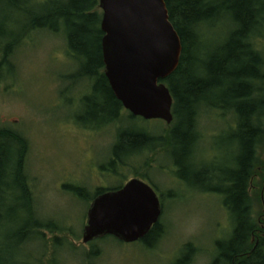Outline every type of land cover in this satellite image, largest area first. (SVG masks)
I'll use <instances>...</instances> for the list:
<instances>
[{"label": "rangeland", "instance_id": "1", "mask_svg": "<svg viewBox=\"0 0 264 264\" xmlns=\"http://www.w3.org/2000/svg\"><path fill=\"white\" fill-rule=\"evenodd\" d=\"M7 11L0 13V130L26 138L25 168L35 181L32 189L40 213L54 228L67 230L58 234L43 230L46 243L41 251L39 245L28 239L22 247L25 252H17L10 239L16 229L12 211L15 206L10 203L0 223V245L6 264H35L45 251L42 263L50 264L46 258L51 255L53 238L67 240L74 249L66 246L61 250L62 264H84L75 248H81L87 199L97 189L124 186L133 178L163 195L162 237L147 249L140 243L122 244L107 236L100 243L104 256L95 264H174L192 252L191 264H212L220 252L218 244L224 245L234 223L223 207L222 195L210 192L205 178H197L193 172H199V164L210 166L211 160L217 167L227 166L230 152L236 151V144L230 143V116L200 113L199 128H203L205 139L200 144L199 156L193 157L198 167L191 175L187 166L181 169L176 165L177 160H184L180 149L175 151L162 144L148 148L127 144L115 160L114 149L119 143L113 142L119 141L121 134L150 131L157 136L169 132L173 125L131 118L119 107L117 119L112 122L113 100L110 98V106L106 105L104 96L94 92L100 81L69 78L82 70L84 62L69 54L63 23H48L50 27L57 25L56 34L51 29H30V17L14 9ZM258 49L264 50V44L260 43ZM101 85L103 82L99 91ZM105 105L106 109H102ZM92 124L98 133L91 137ZM259 158L264 162V142ZM263 162L258 164V175L250 188L252 215L258 226L264 224ZM12 193L13 190L7 192ZM188 244L192 247L186 253Z\"/></svg>", "mask_w": 264, "mask_h": 264}, {"label": "trees", "instance_id": "2", "mask_svg": "<svg viewBox=\"0 0 264 264\" xmlns=\"http://www.w3.org/2000/svg\"><path fill=\"white\" fill-rule=\"evenodd\" d=\"M165 3L169 20L181 39L182 53L178 68L164 80L173 99V126L162 146L180 149L184 160H177L176 165L181 169L187 166L191 175L198 167L190 152L193 142L205 139L203 128H199L200 113L210 111L221 118L230 116V143L236 144V151L230 152L227 166L217 167L211 160L210 166H199V172H193V176L205 178L210 192L222 195L223 207L234 223L224 245L218 244L220 252L212 264H264V228L253 218L250 195L258 164L263 162L259 151L264 142V50L258 49V45L264 44V0H165ZM11 9L31 18L30 29H51L56 34L57 25L50 27L48 23L55 25L59 20L63 23L69 54L84 62L82 70L69 78H97L100 84L103 82L100 91L99 84L94 92L104 96L106 105L110 106V98L113 100L111 121H116L117 109L123 106L114 97L103 73L99 0H0L1 14ZM127 144L152 145L137 133L121 134L114 149L115 160ZM27 151L24 138L0 130V223L9 204H14L16 229L10 239L16 245L15 251L23 253L28 239L41 249L46 243L43 230L57 234L67 230L54 228L42 217L32 189L35 181L25 168ZM11 190L13 193L7 194ZM158 233L156 225L146 242ZM191 247L189 244L185 247L186 253ZM1 249L0 245V264H6ZM192 254L175 264H188ZM35 264H43L42 259Z\"/></svg>", "mask_w": 264, "mask_h": 264}, {"label": "water", "instance_id": "3", "mask_svg": "<svg viewBox=\"0 0 264 264\" xmlns=\"http://www.w3.org/2000/svg\"><path fill=\"white\" fill-rule=\"evenodd\" d=\"M99 8L104 76L114 97L133 117L170 125L173 99L164 80L178 68L182 44L165 0H99ZM160 215L154 189L131 179L118 192L93 201L83 242L106 235L138 241Z\"/></svg>", "mask_w": 264, "mask_h": 264}, {"label": "flooded vegetation", "instance_id": "4", "mask_svg": "<svg viewBox=\"0 0 264 264\" xmlns=\"http://www.w3.org/2000/svg\"><path fill=\"white\" fill-rule=\"evenodd\" d=\"M103 73H104V69H103ZM127 111V110H126ZM127 114L131 117V118H140V117H133L128 111H127ZM142 119V118H141ZM143 120V119H142ZM110 122V121H109ZM108 122V123H109ZM162 122V121H161ZM92 123H94V121H92ZM105 125H107V124H105ZM171 125V124H170ZM170 125H168V126H170ZM108 126V125H107ZM91 128H89V129H91L90 131H91V137H92V135L94 134V133H98V129H97V127L95 126V124H92V126H90ZM117 129L115 130V132H114V134H115V136L117 137L118 135V131H119V129H118V127H116ZM171 128H172V126H171ZM170 128V129H171ZM97 129V130H96ZM88 133V132H87ZM168 134V132H162L161 134H158L157 136H153L152 134H151V132L149 131V132H143V131H141V132H139V133H137L138 135H140V136H142L143 138H145L146 140H147V144H162V142L165 140L166 141V138H167V134ZM15 135H22V134H16L15 133ZM24 139L26 140V138L24 137ZM116 142L117 143H119V141H117V139H115L114 140V142H113V144H116ZM26 143H27V140H26ZM199 144H204L203 143V141H199ZM199 149H200V145L198 146V149H196L194 152H192V154H193V157H198L199 156V153H198V151H199ZM200 160H202V157L200 158ZM197 161V160H196ZM134 179V178H133ZM137 179V178H136ZM120 189V188H119ZM119 189H116V188H110V189H106V190H101V189H97V190H95L94 192H93V195H91V197L90 198H88L87 199V201L89 202V205H88V208H87V212H88V210L90 209V207H91V205H92V203H93V201H95L98 197H100V196H102V195H104V194H106V193H116V192H118L119 191ZM154 191H155V193H156V195H157V197H158V199H159V202H160V207H161V215H160V218H161V216H162V214H163V211H164V209H163V195H161V194H159L158 192H157V190H155L154 189ZM76 196H79V195H76ZM86 218H87V214H86ZM160 218H159V220L151 227V229L149 230V232L142 238V239H140V240H138V241H135V242H131V243H126V242H124V241H121V240H119V239H117L116 237H114V236H111V235H106V236H102V237H99V238H96V239H93V240H91V241H89V242H87V243H84L83 242V231H82V236H81V248L80 249H78L77 250V248H75V251H79L80 253H81V258H82V260H83V262H84V264H95L99 259H101L103 256H104V254H102V252H101V250H100V248H101V246H100V243H101V240L102 239H104V238H106L107 236H110V237H113L115 240H117V241H119L120 243H122V244H129V245H131V244H135V243H140L141 245H145L146 247H147V249L148 248H151V247H153V245L154 244H156L159 240L158 239H160L161 237H162V234H163V232H164V228L165 227H163V223L160 221ZM85 225H86V222H85ZM156 225H158L159 226V233H158V235L154 238V239H152L151 241H148V243L146 242V240H145V238L152 232V230H153V228L156 226ZM85 227V226H84ZM260 227L261 228H264V226L261 224L260 225ZM83 230H84V228H83ZM263 230V229H262ZM76 238V237H75ZM56 240H58V244H56L55 243V241ZM158 240V241H157ZM65 241H67V240H64V239H58V238H53L52 239V250H51V255H50V257H48V258H46L47 260H48V262H50L51 261V263L52 264H62L61 262H62V260H63V258H62V252H61V250L62 249H65V247L66 246H68L72 251L74 250V249H72V247H71V244H69L68 243V241L67 242H65ZM75 241V240H74ZM144 246V247H145ZM74 251V252H75ZM46 251L43 253V255L41 256V258H42V260L43 259H45V257H46ZM192 257H194V256H192ZM192 257L188 260V264H191V262H192ZM50 263V264H51ZM176 263V262H175ZM174 263V264H175Z\"/></svg>", "mask_w": 264, "mask_h": 264}, {"label": "bare ground", "instance_id": "5", "mask_svg": "<svg viewBox=\"0 0 264 264\" xmlns=\"http://www.w3.org/2000/svg\"><path fill=\"white\" fill-rule=\"evenodd\" d=\"M202 138H203V135H202ZM201 139V138H200ZM202 141V140H201ZM194 145H192V149L190 152H194L196 149H198V146H199V142L196 141V142H193ZM193 157V154L191 155ZM199 166H202L199 164Z\"/></svg>", "mask_w": 264, "mask_h": 264}]
</instances>
